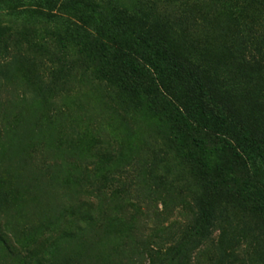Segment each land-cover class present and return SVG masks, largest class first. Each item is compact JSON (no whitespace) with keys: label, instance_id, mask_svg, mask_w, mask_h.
<instances>
[{"label":"rangeland","instance_id":"rangeland-1","mask_svg":"<svg viewBox=\"0 0 264 264\" xmlns=\"http://www.w3.org/2000/svg\"><path fill=\"white\" fill-rule=\"evenodd\" d=\"M92 9L168 37L264 135V0H0V264H264V218L222 193L197 232L205 188L159 117L62 53Z\"/></svg>","mask_w":264,"mask_h":264},{"label":"trees","instance_id":"trees-1","mask_svg":"<svg viewBox=\"0 0 264 264\" xmlns=\"http://www.w3.org/2000/svg\"><path fill=\"white\" fill-rule=\"evenodd\" d=\"M114 11L81 13L82 32L57 40L62 53L73 49L85 69L97 63L96 77L128 92L159 117L205 188L197 232L208 224L211 198L222 193L264 218V193L251 176L259 168L264 171V135L240 119L197 68L181 62L168 37L146 25L126 29L127 13Z\"/></svg>","mask_w":264,"mask_h":264}]
</instances>
